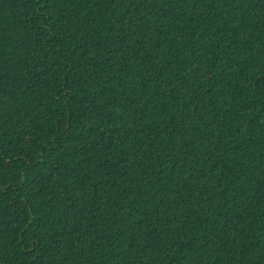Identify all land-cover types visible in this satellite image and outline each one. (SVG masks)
<instances>
[{
  "label": "trees",
  "instance_id": "16d2710c",
  "mask_svg": "<svg viewBox=\"0 0 264 264\" xmlns=\"http://www.w3.org/2000/svg\"><path fill=\"white\" fill-rule=\"evenodd\" d=\"M0 264H264V0H0Z\"/></svg>",
  "mask_w": 264,
  "mask_h": 264
}]
</instances>
